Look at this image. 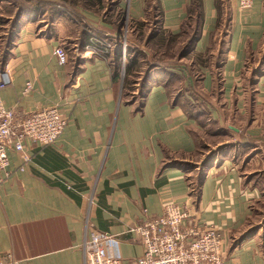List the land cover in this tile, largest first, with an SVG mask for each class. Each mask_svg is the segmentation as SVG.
Here are the masks:
<instances>
[{"label": "crops", "instance_id": "obj_1", "mask_svg": "<svg viewBox=\"0 0 264 264\" xmlns=\"http://www.w3.org/2000/svg\"><path fill=\"white\" fill-rule=\"evenodd\" d=\"M15 1L0 0L15 12L25 7L10 43L0 48V69L7 64L11 74L0 98L19 117L57 104L67 123L53 144L9 151L10 174L0 184V264H82L83 240L92 230L110 233L123 260L134 259L142 245L127 228L142 221L143 209L157 216L171 201L226 236V258L264 264V0L246 10L228 0L219 106L207 105L204 125L185 102H174L177 93L168 96L161 80L169 75L172 88L174 75L188 83L187 70L155 69L137 102L126 97L129 90L123 93L111 61L117 45L129 58L133 47L147 49L133 33L136 21L150 25V11L157 29L179 32L190 0H111L113 20L102 0H81L75 5L80 21L66 9L47 8L45 0L43 6ZM202 11L196 51L207 47L214 28L213 0H202ZM57 45L74 51L64 65L54 54ZM203 73L201 89L210 96L213 71ZM26 81L33 88L24 94ZM200 171L199 189L190 195L189 181Z\"/></svg>", "mask_w": 264, "mask_h": 264}, {"label": "built area", "instance_id": "obj_2", "mask_svg": "<svg viewBox=\"0 0 264 264\" xmlns=\"http://www.w3.org/2000/svg\"><path fill=\"white\" fill-rule=\"evenodd\" d=\"M252 1L238 0L239 9L250 8ZM54 54L60 65L67 62L62 46H55ZM10 82V68L5 64L0 69V89ZM32 88V82L26 81L24 94ZM66 123L57 104L30 110L19 117L16 107H6L0 98V171L4 177H0V184L10 174L9 151L21 153L29 143L53 144ZM27 159L22 155L23 161ZM143 216L140 223L127 228L142 245L140 256L123 260L114 236L92 230L83 240L82 264H237L226 258V236L213 225L198 224L186 206L171 201L164 205L162 214L152 216L143 209Z\"/></svg>", "mask_w": 264, "mask_h": 264}, {"label": "trees", "instance_id": "obj_3", "mask_svg": "<svg viewBox=\"0 0 264 264\" xmlns=\"http://www.w3.org/2000/svg\"><path fill=\"white\" fill-rule=\"evenodd\" d=\"M60 1H67V2H70L76 5L77 3H80L81 0H60ZM32 4L34 3L32 2ZM213 4L216 10V18H215L214 28L209 33V40L213 37L215 33L219 32V30L222 27L225 28V36H226L228 34L230 21H231L228 0H213ZM17 5L19 6L21 4H17ZM24 8H25L24 6H19L15 14L12 16L10 20L11 24H10L8 32L6 33V37H2L4 41V45H6V43L7 44L10 43L12 31L17 26L19 19H20L21 11ZM59 9H63V8H59ZM157 13H160L159 10H157ZM148 21H150L149 22L150 25L147 26L148 30H146V25L148 22L144 23L141 21H136L135 27H134V33H133L134 37L138 41H142L144 43V46L147 47V49L150 48L151 46H154L156 49H159V50L163 48L168 49L169 47H172V45L174 44H179L182 47V49L180 53L178 52L179 54L177 53L176 54L177 56H179V59L188 58L189 64L188 66H186L185 63H180L178 58L175 59L177 56L174 53V50H171L168 55L165 50V53L167 56L162 57V58H155L156 53H157L155 52L153 54V58L155 59H152L153 61L149 62L148 68L146 69L144 81L141 86L142 92H140V99L141 97H144V94L146 92V85H147L146 82L150 79L155 69H161L163 67H168V66L176 67L179 65H183L186 68L187 73L189 77L191 78L190 82L184 84V91H186L187 93L191 94L194 97L197 96V94H200L198 89H200V91L202 92L201 84H202L203 77H204L203 70L205 68H210L209 65L210 63H212L209 57L207 47L203 51H196L194 49V44L199 39L201 25L203 22L202 0H190L189 1L187 8H186V18L183 24L181 25V29L177 33H172V32H168L165 30H161V28L157 29L158 19L156 17H154V20L152 19L149 20L148 18ZM151 23L153 26L151 25ZM144 30L146 32H144ZM132 51L134 53L131 58H129L128 55L125 56V54L123 56L120 46L117 45L115 47L114 53L111 58V61L113 62V65H112L113 74H115V76L120 77L121 71L123 70L124 72L123 79H122L123 93L128 91V90H125L126 88L131 89L130 87L133 85L135 81L136 72L140 71L139 70L140 65H141L140 62H142V65L143 63L145 65V63L147 64V61H148L147 58H145V53H146L145 50L139 47H133ZM100 53L103 56H109V51L107 49L100 48ZM162 54H164V51L161 52V55ZM138 57H142V61H138ZM220 59L221 58H219L216 61V63H212L217 68L215 72L212 70L213 71V80H212L213 82H212L211 92L215 94L216 93L218 94V91L220 90V87H221V77H220L219 68L221 67L222 60ZM174 76L175 77L171 76V79L181 78L177 75H174ZM161 80L164 81L165 83L164 85H165L167 94L169 96L171 89H174L172 87H169L168 83H166L170 80V76L166 75L165 77H162ZM202 96L206 98L204 94H202ZM173 100L175 103H178V98H174ZM186 111L189 113V115L201 121V118H199V116L196 115L195 112L193 111L189 112V110L187 109ZM204 112L207 117L208 112L205 108H204ZM215 152L216 150H213L207 154V156L205 157L203 161V164H201V167H203V165H205L208 161H210V159L215 157ZM196 178H197L196 181H189L190 195H193L199 189V184H201L203 173L201 171L198 172Z\"/></svg>", "mask_w": 264, "mask_h": 264}, {"label": "rangeland", "instance_id": "obj_4", "mask_svg": "<svg viewBox=\"0 0 264 264\" xmlns=\"http://www.w3.org/2000/svg\"><path fill=\"white\" fill-rule=\"evenodd\" d=\"M45 1H46L47 8H49V7L55 8L56 7V8L66 9V12L69 13L70 16H72L75 20L80 21V17L78 15L79 13L76 12L77 8H75V4L67 2V1H60V0H45ZM14 2L18 3L15 0H14ZM32 2L36 5H39V6H43L45 3L44 0H31V3ZM99 5H100L101 9L103 8V6H107L108 10L106 9L107 10L106 17L109 18L110 20H113L114 12L112 10H113L114 3L111 0H102ZM8 6L9 5H7V3L0 4V13H1L0 22L4 26V27H2V29L0 31V36H2V37H6V33L8 32L10 24H11L10 20L12 18V15H9L8 8H10L9 10H12L13 12H15V7L13 5H10L9 7ZM85 6L87 8H90L91 3L89 2ZM153 13H154V11H150V15H148L149 20H151V19L154 20V16L152 15ZM9 16H11V17H9ZM146 30H147V25H146ZM224 40H225V28L224 27H222L219 30V32L215 33L213 35V37L210 40H208L207 48H208L209 57H210V60L212 63H216V61L220 58L219 56L222 54L221 50H222V47L224 45ZM3 46H4V41H0V48L3 49ZM180 47L181 46L179 44H174V45H172V47H169L168 49L163 48V49L159 50V49H156L154 46H151L150 48L145 49V51H146L145 58H147V60H148L147 64L145 63V65H144V63H143L142 70H141L142 72L139 75L137 74V76L135 77V81H134L133 85L130 87L131 89H127V88L125 89V90H129L126 97L131 101H137V102L140 101L141 100L140 99V92H142L141 86L143 84L144 76L146 73V69L148 68L149 62H152L153 61L152 59H155V58L166 57L170 53L171 50H174L175 54L176 53L179 54L181 52V49H182V47L181 48ZM165 50H166L167 55L165 53ZM163 51H164V54L161 55V52H163ZM155 52H157L156 57L153 58V54ZM72 54H74L73 49H69L67 51L68 58L70 56H72ZM177 54H176V56H177ZM217 57H218V59H217ZM177 58L179 61L184 62L186 64V66H188V64H189L188 58L179 59V56H177L175 59H177ZM212 63H210L209 69H212L215 72V70L217 68ZM177 67H181L184 70H186V68L183 65H179ZM123 75H124V72H123ZM121 77H123V76H121ZM175 83L176 84L173 85L174 89H171L175 93H177V96L175 98H178L180 102H185L183 104L185 105L186 109L189 110V112L190 111L195 112L196 115H198L199 118H201V121H199L196 118L197 122H199V124L201 123L202 125H204V122H205V120H207V117H208V116L206 117V114L204 112V108L207 110V105H209V104H212V105L218 107L219 106L218 94L213 93L210 96H208L206 94L205 95L206 98H205L204 96H202V94H204V93L201 92L200 89H198L200 94H197V96L194 97L191 94L184 91V84H186V83L183 82V78H177ZM189 95L191 97H189L188 99H185V100L183 99ZM216 99H218V100H216ZM201 127H203V126H201ZM202 135H204L203 132H202ZM259 205H261V203L255 204V207L258 208V207H260ZM261 209H263V208H261ZM256 210L259 211V209H256ZM257 214H258V212H257Z\"/></svg>", "mask_w": 264, "mask_h": 264}, {"label": "water", "instance_id": "obj_5", "mask_svg": "<svg viewBox=\"0 0 264 264\" xmlns=\"http://www.w3.org/2000/svg\"><path fill=\"white\" fill-rule=\"evenodd\" d=\"M121 76H123V71H122V73H121ZM255 229H257V228H255Z\"/></svg>", "mask_w": 264, "mask_h": 264}]
</instances>
